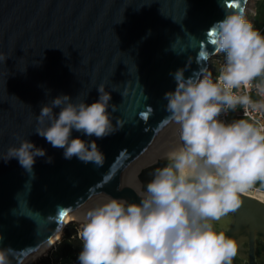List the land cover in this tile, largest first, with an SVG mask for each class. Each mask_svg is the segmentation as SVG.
I'll return each instance as SVG.
<instances>
[{
  "label": "water",
  "instance_id": "1",
  "mask_svg": "<svg viewBox=\"0 0 264 264\" xmlns=\"http://www.w3.org/2000/svg\"><path fill=\"white\" fill-rule=\"evenodd\" d=\"M246 3L0 0V155L18 147L20 139L46 151L35 159L32 173L16 158L0 159V247L13 250L11 264L22 263L65 223L60 211L74 210L92 194L106 191L110 178L165 124L169 113L163 97L175 90L174 73L184 69L186 78L200 75L208 60L199 52L206 49L214 56L211 27L225 10L245 8ZM101 83L111 93L110 105L116 106L114 112L109 107L113 125L121 120L124 127L104 139L73 131V138L96 140L103 166L65 159L64 149L35 133L36 116L59 95L70 96L74 103L78 97L95 102ZM166 163L143 169L138 190L113 187L108 194L139 203L137 193L146 191L149 173ZM241 201L216 227L238 240L236 257L256 264L257 258L264 261V202L244 194ZM258 241L263 243L260 249Z\"/></svg>",
  "mask_w": 264,
  "mask_h": 264
},
{
  "label": "clouds",
  "instance_id": "2",
  "mask_svg": "<svg viewBox=\"0 0 264 264\" xmlns=\"http://www.w3.org/2000/svg\"><path fill=\"white\" fill-rule=\"evenodd\" d=\"M208 35L212 54H224L218 76L213 79L206 67L198 76L186 78L184 69L174 73L175 90L163 97L169 113L165 123L179 126L180 143L165 153L164 166L149 173L146 191L137 193L139 203L105 196V203L84 214L79 264H233L240 243L216 225L241 207V196L257 182L264 185V125L220 117L238 106L245 114L249 108L264 109V101L253 102L247 92L260 78L255 88L264 97V35L244 7L225 10ZM199 57L207 61L210 54L204 49ZM97 91L99 98L91 104L80 97L74 103L68 95L51 99L36 116L35 133L64 149L65 159L100 167L104 155L96 140L72 137L75 131L104 139L124 127L121 120L113 125L109 107L114 112L116 106L110 105L105 84ZM45 155L43 148L20 139L0 159L16 158L32 173L35 159ZM82 206L59 215L67 219ZM12 252L0 247V264H11Z\"/></svg>",
  "mask_w": 264,
  "mask_h": 264
},
{
  "label": "bare ground",
  "instance_id": "3",
  "mask_svg": "<svg viewBox=\"0 0 264 264\" xmlns=\"http://www.w3.org/2000/svg\"><path fill=\"white\" fill-rule=\"evenodd\" d=\"M178 129V125L174 123H165L157 134L154 135V137L142 148V150L137 153L126 166L110 178L107 182L106 191L102 193L96 192L88 197V199L82 204V207L67 218L65 223L60 225L49 238L34 249L20 264H29V262H35L43 257L60 240L63 230L68 223L73 222L75 224H82L83 216L89 209L106 202L104 197L110 196L108 194L109 189L113 187H124L138 190L141 186V183L138 180L139 173L143 169L155 165L157 161H165L163 159L165 153L179 145ZM244 195L264 202V191L247 192Z\"/></svg>",
  "mask_w": 264,
  "mask_h": 264
},
{
  "label": "built area",
  "instance_id": "4",
  "mask_svg": "<svg viewBox=\"0 0 264 264\" xmlns=\"http://www.w3.org/2000/svg\"><path fill=\"white\" fill-rule=\"evenodd\" d=\"M246 16H247V19L249 21H251L254 25L256 17H257L256 7L255 6L252 8L247 7L246 8ZM223 63H224V54L223 53H220L219 55H214L208 60L207 69L212 72L213 79H215L218 76V74H219L218 69L220 68V66ZM259 83H260V79H257L256 81L253 82V86L247 90V92L250 95L253 102L264 101V97H261L255 88V85L259 84ZM241 91H244V90L242 89ZM220 119L225 121V122H231V121L236 120V119H245V120H248L249 122H258L259 124L264 125V109L249 108L247 111V114H245L244 109L242 107L238 106L237 110L235 112H229L226 115H222L220 117ZM178 136H179V132H178ZM253 191H264V190L262 189V187H260L259 185L256 184V185H254V187L249 192H253ZM72 224L74 225L73 228L76 232L78 239H80L79 238V231L81 230L82 224H74V223H72ZM44 256H48L50 258L51 254H49V251H48ZM55 264H61V262L58 261Z\"/></svg>",
  "mask_w": 264,
  "mask_h": 264
},
{
  "label": "trees",
  "instance_id": "5",
  "mask_svg": "<svg viewBox=\"0 0 264 264\" xmlns=\"http://www.w3.org/2000/svg\"><path fill=\"white\" fill-rule=\"evenodd\" d=\"M256 11L257 17L255 25L258 31L264 35V0L256 3ZM256 184L259 186L262 185L260 182ZM73 226L74 225L70 223L64 228L60 240L49 250H53L50 258L48 256H43L29 264H55L58 261H60L61 264H79L78 256L82 250V243L81 240L78 239Z\"/></svg>",
  "mask_w": 264,
  "mask_h": 264
},
{
  "label": "rangeland",
  "instance_id": "6",
  "mask_svg": "<svg viewBox=\"0 0 264 264\" xmlns=\"http://www.w3.org/2000/svg\"><path fill=\"white\" fill-rule=\"evenodd\" d=\"M258 1H261V0H248L247 1V4H246V7H245V10H246V8L248 7V8H252V7H256V3L258 2ZM256 23H254V27H255V29H257L256 28V25H255ZM258 30V29H257ZM260 186H262V185H260ZM262 189L264 190V185L262 186ZM70 223H73V222H70ZM70 223H68V224H70ZM67 224V225H68ZM75 224V223H74ZM66 225V226H67ZM263 246V243L261 242V241H258L257 242V247L260 249L261 247ZM29 263H32V262H29ZM233 264H246V261L244 260V259H242V258H238V257H236L235 259H234V261H233ZM257 264H264V261H262L261 259L260 260H258L257 261Z\"/></svg>",
  "mask_w": 264,
  "mask_h": 264
},
{
  "label": "flooded vegetation",
  "instance_id": "7",
  "mask_svg": "<svg viewBox=\"0 0 264 264\" xmlns=\"http://www.w3.org/2000/svg\"><path fill=\"white\" fill-rule=\"evenodd\" d=\"M258 260H260V258H257V259H256V264H257V261H258Z\"/></svg>",
  "mask_w": 264,
  "mask_h": 264
},
{
  "label": "crops",
  "instance_id": "8",
  "mask_svg": "<svg viewBox=\"0 0 264 264\" xmlns=\"http://www.w3.org/2000/svg\"><path fill=\"white\" fill-rule=\"evenodd\" d=\"M53 251V250H52ZM52 251H49V254H51Z\"/></svg>",
  "mask_w": 264,
  "mask_h": 264
}]
</instances>
